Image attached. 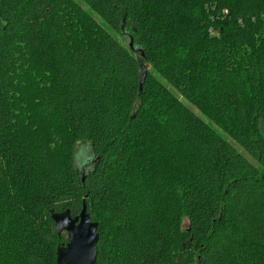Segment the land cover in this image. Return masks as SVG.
Listing matches in <instances>:
<instances>
[{
    "label": "trees",
    "instance_id": "1",
    "mask_svg": "<svg viewBox=\"0 0 264 264\" xmlns=\"http://www.w3.org/2000/svg\"><path fill=\"white\" fill-rule=\"evenodd\" d=\"M263 121L264 0H0V264H264Z\"/></svg>",
    "mask_w": 264,
    "mask_h": 264
},
{
    "label": "water",
    "instance_id": "2",
    "mask_svg": "<svg viewBox=\"0 0 264 264\" xmlns=\"http://www.w3.org/2000/svg\"><path fill=\"white\" fill-rule=\"evenodd\" d=\"M146 76H143L140 90ZM59 234L66 232L69 242L58 251L57 264H97L98 224L93 222L84 205L79 216L73 218L70 211L50 213Z\"/></svg>",
    "mask_w": 264,
    "mask_h": 264
},
{
    "label": "rangeland",
    "instance_id": "3",
    "mask_svg": "<svg viewBox=\"0 0 264 264\" xmlns=\"http://www.w3.org/2000/svg\"><path fill=\"white\" fill-rule=\"evenodd\" d=\"M99 22H100V20H98ZM188 105V104H187ZM188 107L196 114V115H198V116H200L204 121H206L209 125H211L217 132H219L224 138H225V140H227V141H229L231 144H233L234 146H236L237 147V149L240 151V152H242V153H244L243 152V150L241 149V148H239L229 137H227V136H225L216 126H214V125H212L201 113H199L198 112V110L197 109H195L193 106H191V105H188ZM261 128H262V131L264 132V121L262 122V124H261ZM79 151V150H78ZM88 154V153H87ZM245 154V156L246 157H248L249 159H250V157L246 154V153H244ZM81 159H83V158H81ZM80 159V160H81ZM187 225V223L185 222L184 223V226H186Z\"/></svg>",
    "mask_w": 264,
    "mask_h": 264
}]
</instances>
